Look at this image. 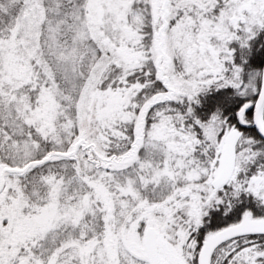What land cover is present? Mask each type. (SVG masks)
Listing matches in <instances>:
<instances>
[{"label":"trees","instance_id":"16d2710c","mask_svg":"<svg viewBox=\"0 0 264 264\" xmlns=\"http://www.w3.org/2000/svg\"><path fill=\"white\" fill-rule=\"evenodd\" d=\"M90 1L40 0L44 10L40 51L43 60L51 65L53 75L49 82L60 92L54 119L32 120L28 107L22 116H14L13 110H4L6 117L0 116V163L5 165L21 167L51 150L68 151L78 140L83 143L76 157L53 156L23 175L7 176L5 198L0 200L2 215L5 212L0 221V264L19 260L31 264L47 262L52 260L55 249L69 241L74 246L92 244L89 253L112 245L108 258L113 259L123 227L121 214L117 215L120 208H115L113 202L126 183L136 190L139 201L161 202L170 195L173 181L159 185L151 183L150 177L162 162L166 147L167 153L176 158L179 152L181 157L185 153L187 169L209 172L213 162L218 163L217 156H221V137L235 129L239 136L233 175L224 186L209 185L202 194V219L206 226L190 233L188 260L196 264L205 231L238 221L245 210L264 216V194L259 185L264 180V140L251 126V109L245 114L244 125L240 126L237 119L240 107L245 103L253 105L259 90L264 22L249 35L238 38L237 33H231L233 38L224 45L226 48L216 47L218 54H214L210 72L202 79H189L183 67L176 65V80L170 79L171 85L167 86L149 57L153 55L152 31L156 29L150 1L137 0L136 10L130 13L126 9L121 17L115 9L111 10L110 0H99L93 9ZM197 1L189 0L191 7L184 9H190L188 15H177L175 23L180 19V25L187 28L195 27L194 23L201 20L208 33L223 32L218 19L228 0ZM21 3L22 0H0V38L9 33ZM93 10L97 14L95 20ZM162 29L158 27L159 31ZM227 29L230 31L228 25ZM146 34L150 35L144 38ZM119 54L128 56L126 64L118 63ZM71 58L76 64L67 70ZM135 58L141 64L133 66ZM30 87L27 85L22 93L30 95L37 89L32 92L33 99L39 87ZM84 90L86 108L78 117ZM98 93L105 94L100 105L94 99ZM44 106L42 100L39 107ZM139 141L142 143L138 146ZM21 143L27 145L26 151L15 147ZM205 178L202 175L195 181L204 183ZM55 203L79 210L77 220L45 238H38L29 227L25 228L44 208ZM115 216L117 220L113 219ZM173 216L168 233L179 225L184 227L188 217L186 209ZM89 253L81 255H85L86 262L74 259L72 264H92ZM65 259L60 256L58 263L67 264ZM119 264L126 263L120 260ZM210 264H264V235L225 242L215 250Z\"/></svg>","mask_w":264,"mask_h":264},{"label":"rangeland","instance_id":"374dc122","mask_svg":"<svg viewBox=\"0 0 264 264\" xmlns=\"http://www.w3.org/2000/svg\"><path fill=\"white\" fill-rule=\"evenodd\" d=\"M98 1H90L91 9L95 8ZM149 1L152 24L156 26V29L152 31L153 55H149V57L154 60L156 67L162 74L161 79H164L162 82L163 84L167 82V86L170 84V79L176 80L173 71L176 65L183 67L184 74L189 79H202L206 73L210 72L214 54H218L217 46L226 48L224 45H227V41L233 38L232 34L237 33L238 38L243 34L249 35L256 26H260L264 22V0H228L224 5L225 10L220 12L221 19H218L220 22L218 26L224 30L223 32L220 31L219 34L205 31L201 25V20L194 23L195 27L188 26L187 28L183 24L180 25V19L175 23L177 15H181L182 12L188 15L190 9L188 11L184 9L186 6L191 7V0L190 2L189 0ZM135 5L137 6V0H110V8H112L111 10L115 9L118 17H121L126 9H129L130 13L136 10ZM19 6L12 28L5 38H0V113H2L0 116L3 118L5 112L9 110H13L14 116H22V112L28 107L32 120L39 121L40 118L53 120L59 106L60 92L56 85L49 82L53 75L50 70L51 65L43 60L44 57L40 51L39 37L44 18L43 6L40 0H22ZM94 10L92 18L95 20L97 14H94ZM227 25L230 31L227 29ZM160 26L163 29L159 31L158 27ZM149 35H144V38ZM147 53V51L144 52V54ZM117 57L118 63L123 64H126L129 59L128 56L120 54ZM75 64L76 62L71 58L69 64L67 63V70H72ZM135 64L139 65L141 61L135 58L133 66ZM40 79L42 80L41 83ZM47 82H49V88H46ZM29 84L31 85L29 89L39 87V91L33 99L30 97L32 92L37 89L29 92L30 95L22 93V90ZM174 88L178 90V88ZM43 90L44 93L41 94ZM101 97H105V94L98 93L94 97L97 105H100ZM86 99L87 94L84 90L79 99L78 117L83 116L82 111L86 108ZM42 100H45V106L40 108L39 103ZM4 110L5 112H3ZM100 116L102 117L101 114L98 115L99 118H101ZM4 119L6 120V118ZM141 143L142 141H139L138 146ZM57 144L62 145L61 142ZM15 147L18 150L26 151L27 145L24 143L15 144ZM220 149L221 156L216 158L219 164L216 162L215 165L214 161L213 169L208 172L207 170L187 169L185 153L181 157V152H179L180 156L176 158L167 153L166 147L162 162L157 165L150 177L151 183L159 185H163V182L166 184L167 181H173L170 195H166L161 202L139 201L136 190L129 183H126L125 187L121 189L120 196L123 198H119V196L113 202L115 208L116 206L120 208L117 215L121 214L119 221L123 223L119 233L120 240L116 244V256L113 259L108 258L111 253L110 250L113 251L112 245L106 246L107 249L102 246L97 247L89 253L92 244L82 243L74 246L69 241L66 244L63 243L62 248L59 247L52 252V260L47 262L39 260L35 261L34 264H59L60 256L67 258L65 259L67 264H72L74 259H78L79 262H86L85 253H89L91 256L89 262L92 264H109V262L110 264H119L120 260H124L126 264H139V262H145L143 231L148 226L154 227L161 234L163 239L161 257L165 264H190L188 260L190 233L206 226L202 219L204 214L201 209L202 194L209 189V185L212 184V180L219 172L222 147ZM4 166L7 165L0 163V169ZM8 175L4 173V180ZM202 175L204 178L207 176L204 183L196 182L195 180ZM259 185L264 194V180ZM4 195L5 190L0 192V200L5 198ZM131 201L133 205H130ZM181 209H186L188 216L184 222L185 226L179 225L174 232L168 233V228L174 222L173 215ZM79 214V210L73 209L67 204L62 206L55 203V205H48L44 208L37 218L28 222L29 224L27 223L25 228L29 227L28 230L34 231L38 238H45L50 233H54L52 231L76 221ZM3 215L5 216V212ZM3 215L0 211V221L3 219ZM113 219L117 220V216ZM76 248H78L77 253ZM119 249H121L120 252ZM72 251L80 255L74 256ZM83 254H85L84 258L81 256ZM15 264L31 263L27 260H19Z\"/></svg>","mask_w":264,"mask_h":264},{"label":"water","instance_id":"95a60500","mask_svg":"<svg viewBox=\"0 0 264 264\" xmlns=\"http://www.w3.org/2000/svg\"><path fill=\"white\" fill-rule=\"evenodd\" d=\"M264 64L261 72L259 91L253 105L245 103L237 112L239 122L243 124L244 115L251 109L252 111V127L255 129L259 137L264 140ZM238 134L235 130L230 131L221 138L224 141L223 155L221 159V167L218 175L214 178L212 184L215 188L225 185L230 179L235 158V143ZM82 141H77L72 150L68 152L52 150L40 159H33L22 167L5 166L0 171V189L4 184L2 178L3 173L25 174L29 168H34L51 160L53 156L68 158L75 156L78 146ZM245 235H264V218L254 217L250 211H245L241 215L238 222L224 226L218 230L207 232L203 236L202 245L197 256V264H210V260L214 251L223 243ZM163 247V239L160 232L154 227L148 226L143 232V250L147 264H165L162 260L161 253Z\"/></svg>","mask_w":264,"mask_h":264},{"label":"flooded vegetation","instance_id":"af4514ba","mask_svg":"<svg viewBox=\"0 0 264 264\" xmlns=\"http://www.w3.org/2000/svg\"><path fill=\"white\" fill-rule=\"evenodd\" d=\"M244 124H245V122H244L242 125H244ZM221 147H222V146H220V148H221ZM245 211H247V210H245ZM249 211L252 213V215H253L254 217H263V218H264V216H255L251 210H249ZM241 215H242V214H241Z\"/></svg>","mask_w":264,"mask_h":264}]
</instances>
